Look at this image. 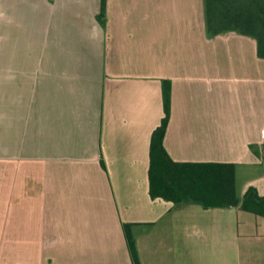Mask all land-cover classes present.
<instances>
[{
	"label": "crops",
	"instance_id": "0c3cea01",
	"mask_svg": "<svg viewBox=\"0 0 264 264\" xmlns=\"http://www.w3.org/2000/svg\"><path fill=\"white\" fill-rule=\"evenodd\" d=\"M0 0V264H264V218L148 194L175 161L235 164L264 196V58L203 0Z\"/></svg>",
	"mask_w": 264,
	"mask_h": 264
},
{
	"label": "trees",
	"instance_id": "16d2710c",
	"mask_svg": "<svg viewBox=\"0 0 264 264\" xmlns=\"http://www.w3.org/2000/svg\"><path fill=\"white\" fill-rule=\"evenodd\" d=\"M106 0H100V21ZM205 31L209 35L225 31L254 38L256 53L264 58V0H203ZM169 82H162L163 117L150 136L148 150V194L171 203H194L203 209L238 206L240 210L264 218V196L248 187L239 197L235 186V164L218 161H175L163 146L169 117ZM133 223H122L131 264H141Z\"/></svg>",
	"mask_w": 264,
	"mask_h": 264
}]
</instances>
